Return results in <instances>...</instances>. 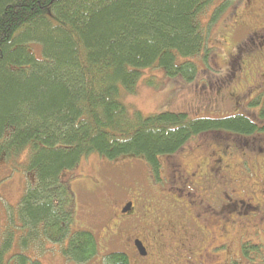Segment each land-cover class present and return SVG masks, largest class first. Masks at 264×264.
<instances>
[{
  "label": "trees",
  "instance_id": "trees-1",
  "mask_svg": "<svg viewBox=\"0 0 264 264\" xmlns=\"http://www.w3.org/2000/svg\"><path fill=\"white\" fill-rule=\"evenodd\" d=\"M220 2L0 0V164L23 161L30 178L17 220L12 217L2 236L0 264H42L25 251L46 240L61 244L75 263L97 255L93 232H70L75 195L62 178L83 157L141 158L156 168L161 156L206 132L252 134L253 123L241 115L145 116L129 113L119 98L120 86L135 92L143 71L153 67L169 78L194 81L199 69L190 59L202 54L208 61L211 26L230 1L222 0L206 24L201 16ZM31 44L41 46L40 58ZM16 227L21 251L14 250ZM103 258L106 264H131L122 251Z\"/></svg>",
  "mask_w": 264,
  "mask_h": 264
},
{
  "label": "rangeland",
  "instance_id": "rangeland-1",
  "mask_svg": "<svg viewBox=\"0 0 264 264\" xmlns=\"http://www.w3.org/2000/svg\"><path fill=\"white\" fill-rule=\"evenodd\" d=\"M229 1L211 26L209 44L213 51L208 61L202 54L190 59L199 69L195 80L169 78L160 67L146 69L135 92L119 87V98L129 113L140 111L148 116L162 111H184L191 117H225L234 110L235 100L229 97V92L243 97L244 102L245 94L256 90V74L264 66L259 56L264 50L255 46L243 51V46L247 33L264 25V0ZM221 4L222 0L201 16L205 24ZM30 48L40 58L41 46L31 44ZM263 135L206 132L179 152L160 157L165 165L178 162L185 168L199 165L203 173L207 168L210 180L201 185L195 179H172L161 171L152 175L141 158L108 161L96 153L83 157L62 178L75 195L70 232H93L99 245L97 255L75 263L62 254L61 244L49 240L37 242L25 252L42 264H106L103 256L123 252V238L133 233L118 218L121 206L118 205L131 196L140 212L149 213L145 221L148 227H159L165 234L166 246L162 245L163 239L150 243L142 237L150 250L159 252L157 262L148 264H264V150L258 149L264 143ZM215 158L220 160L217 169L224 170V177L218 171L212 173ZM21 162L5 160L0 164V243L11 227L12 217L17 220L18 204L30 180ZM146 224L139 227H147ZM16 228L14 250L21 251L18 246L21 228ZM120 229L122 233L117 237ZM136 234L144 235L137 230ZM245 243L252 247L244 248ZM127 251L133 259L131 264H139L134 252Z\"/></svg>",
  "mask_w": 264,
  "mask_h": 264
},
{
  "label": "flooded vegetation",
  "instance_id": "flooded-vegetation-1",
  "mask_svg": "<svg viewBox=\"0 0 264 264\" xmlns=\"http://www.w3.org/2000/svg\"><path fill=\"white\" fill-rule=\"evenodd\" d=\"M255 46L260 48V50H264V25L255 27V29H252L249 31V33H247V36L245 38V44L243 46L244 47L243 51ZM261 55L262 56H259V59L262 58L264 61V53H261ZM256 78L258 81L256 90L247 92L244 96L245 97L244 102H241V99L243 97H238L237 94L233 92L228 93L229 97L235 100L234 110L231 113H229V116L241 115L246 117L249 121H251V123H253L254 125V131L251 134L252 136L255 135L260 136V133L264 134V66L260 67V70L256 74ZM262 137H264V135ZM258 149L260 151H263L264 143L263 145L258 146ZM219 163L220 160L215 158L216 166L215 169H212V173L214 171H218L219 174L224 177L223 175L224 170L221 168L217 169ZM158 164L159 165L156 168L147 164L149 166L152 175H154L156 171L157 172L161 171L162 174L170 176L172 179L177 178L180 181H181L180 178H186L190 180L195 179L196 183L199 185L205 184L206 181L210 180L208 175L206 174L207 168L205 169V173H203L202 170L204 169L199 165H196L193 168H185L183 164H181L180 162L173 164L169 163L165 165L163 162H161L160 159L158 161ZM209 173H211L210 170ZM188 185L189 184L185 181V186ZM189 193L191 195L193 194L192 191ZM118 206H120L118 208L119 210L118 218L121 221V225L127 224V226L129 225V227L133 230V233L131 235H127L126 238H123L122 246L119 244L121 247H123V252L128 254L129 252L127 250L129 249L132 250L135 254V257L139 260V264H148L151 262L156 263L159 252L156 251L154 253L152 250H150L149 246L145 243L142 237L146 238V240L150 243H156L158 238L163 239V244L162 243L160 244L166 246L167 244L164 243L165 234L163 230L159 227H156L155 229L148 227L149 224H146L147 222L145 221L147 218H149V213L147 214L146 212L143 211L140 212L139 205L137 206L136 204L135 206V200L132 199L131 196H127L123 201H121V203ZM141 224H146L147 227L140 228L139 225ZM136 230L139 231L140 233H143L144 235L136 234ZM120 231L121 229L119 230L117 237H120L122 233V232L120 233ZM130 257L131 255L129 256V258ZM130 259H132V257Z\"/></svg>",
  "mask_w": 264,
  "mask_h": 264
},
{
  "label": "bare ground",
  "instance_id": "bare-ground-1",
  "mask_svg": "<svg viewBox=\"0 0 264 264\" xmlns=\"http://www.w3.org/2000/svg\"><path fill=\"white\" fill-rule=\"evenodd\" d=\"M165 153V152H164Z\"/></svg>",
  "mask_w": 264,
  "mask_h": 264
}]
</instances>
